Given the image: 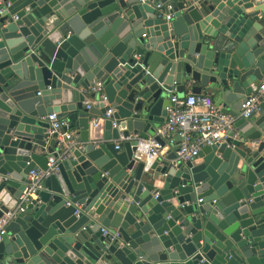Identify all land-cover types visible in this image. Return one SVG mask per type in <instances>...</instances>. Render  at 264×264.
<instances>
[{
	"label": "water",
	"instance_id": "95a60500",
	"mask_svg": "<svg viewBox=\"0 0 264 264\" xmlns=\"http://www.w3.org/2000/svg\"><path fill=\"white\" fill-rule=\"evenodd\" d=\"M0 9V217L29 172L45 169L49 115L68 121L80 146L7 223L0 264H264V99L193 160L174 163L171 150L148 167L132 159L163 122L174 84L200 83L192 94L209 89L237 117L264 79L260 1L0 0ZM94 81L107 104L86 109L81 91ZM120 135L138 140L115 149Z\"/></svg>",
	"mask_w": 264,
	"mask_h": 264
},
{
	"label": "built area",
	"instance_id": "2783aa9c",
	"mask_svg": "<svg viewBox=\"0 0 264 264\" xmlns=\"http://www.w3.org/2000/svg\"><path fill=\"white\" fill-rule=\"evenodd\" d=\"M264 5V0H258ZM9 4L6 5L8 7ZM156 10L164 11L162 4H156ZM167 12L171 11V6L165 7ZM2 9H0V13ZM173 15H165V21L172 20ZM174 84L170 93L169 102L164 106L165 117L163 122L156 128L154 135L146 139L138 140L137 136L124 138L122 135L116 141L115 149L125 140H138L132 153V159L136 162H146L147 167L158 160H165L170 154L171 146L174 147V163L187 162L198 157L203 148L215 147L223 144L229 137V133L234 131V124L237 119H247L252 114L259 112L260 102L264 99V79L259 83L256 90L246 96L241 104L240 111L236 118L231 117L223 111L213 99L208 95L187 94L178 96L174 92ZM85 95H94L93 99L84 102L83 106L90 109L92 106L107 104V98L103 92V84L94 81L85 90ZM113 114V108L104 113L106 118ZM49 128L47 134L49 138L55 135V145L52 154L47 158L44 170L30 171L28 174L29 184L22 192L18 204L8 210L0 217V241L5 232V227L10 220H13L18 214L24 213L26 207L36 199V193L41 189V182L50 177L53 170L56 169L58 162L63 161L70 149L78 146L76 138L78 135L73 129H69V123L66 120H57L55 114L48 116ZM112 127H117V122H112ZM160 137L164 144H160L155 137ZM237 137V134L233 136ZM200 201V200H199ZM78 208L80 206H77ZM78 212L74 213L77 216ZM102 235L109 234L102 230ZM113 237L118 233L114 232Z\"/></svg>",
	"mask_w": 264,
	"mask_h": 264
},
{
	"label": "crops",
	"instance_id": "0c3cea01",
	"mask_svg": "<svg viewBox=\"0 0 264 264\" xmlns=\"http://www.w3.org/2000/svg\"><path fill=\"white\" fill-rule=\"evenodd\" d=\"M162 13H163V11L155 10V15H159V14H162ZM163 14H164V13H163ZM199 85H200V83H184V84H182L181 86L177 85V86L174 87V89H175V90H174V91H175L174 93H175L176 95H178V96H185V95H187V94H192V92H191L192 88H193V87H196V86H199ZM81 92L83 93V91H81ZM251 93H252V92H251ZM251 93H250V94H251ZM200 94H201V95H208V96H210V97L213 99V101H214L218 106H221V104L217 101L216 97L214 96L213 92L210 91L209 89L202 88ZM250 94H248V95H250ZM248 95H246V96H248ZM84 97H85L84 102H88V101H91V100L93 99V97H91V95H85V94H84ZM169 97H170V94L167 95V96L165 97L164 106L168 104V102H169ZM84 102H83V104H84ZM158 125H159V124H157V126H158ZM73 130H74V129H73ZM74 131H75V130H74ZM75 132H76V131H75ZM170 150H171V152H173L174 147L171 146ZM37 152L40 153L39 150H38Z\"/></svg>",
	"mask_w": 264,
	"mask_h": 264
}]
</instances>
